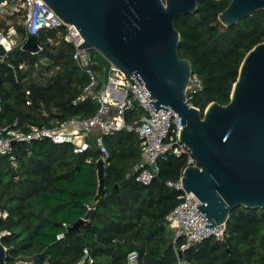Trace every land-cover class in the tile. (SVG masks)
<instances>
[{
    "label": "trees",
    "instance_id": "1",
    "mask_svg": "<svg viewBox=\"0 0 264 264\" xmlns=\"http://www.w3.org/2000/svg\"><path fill=\"white\" fill-rule=\"evenodd\" d=\"M228 4L229 0H199L195 15L176 21L180 57L189 61L192 73L203 85L191 100L201 111L213 102H229L245 55L264 42V10L225 28L218 15ZM56 33L39 32L40 53L32 55L18 47L8 57L15 65L28 66L18 73V83L6 65H0V128L15 119L27 130V126H50L53 121L86 118L96 112L94 101L72 104L88 78L73 60V48L61 42ZM95 53L91 51L92 57ZM3 54L0 47V57ZM93 60V69L100 81L104 80L107 61ZM27 73L36 76L27 80ZM25 90L30 91L29 106L25 105ZM133 116L130 114L127 121ZM104 144L109 154L105 189L90 209L97 190L95 163L100 158L92 140L90 148L80 154L73 153L70 144L42 140L31 144L28 155L27 145L21 143L13 147L15 167L7 157L1 159L0 211L7 216L0 219V232L8 233L2 238L8 264H126L127 255L134 251L140 256L139 264H178L165 217L178 205L180 193L166 184L178 180L186 157L161 158L156 179L142 185L133 178L140 158L138 137L120 132L105 136ZM81 218L88 223L68 231ZM226 230L223 242L207 239L185 250L181 261L264 264V208L234 209ZM59 234L64 237L57 240ZM84 250L92 263L83 261Z\"/></svg>",
    "mask_w": 264,
    "mask_h": 264
},
{
    "label": "water",
    "instance_id": "2",
    "mask_svg": "<svg viewBox=\"0 0 264 264\" xmlns=\"http://www.w3.org/2000/svg\"><path fill=\"white\" fill-rule=\"evenodd\" d=\"M42 1L64 24L76 28L83 39L78 48L95 50L128 78L144 84L155 112L170 109L181 119L179 142L195 161L184 168L181 185L200 202L195 209L207 221L205 228L226 225L236 208H264V42L245 55L229 102H213L201 111L186 97L192 69L180 57L176 29L177 19L197 13L199 0ZM263 10L264 0H231L218 22L230 28ZM21 50L40 53L38 36H29ZM95 169L97 190L89 208L105 189L101 158ZM87 223L78 219L68 231ZM0 264H8L1 237Z\"/></svg>",
    "mask_w": 264,
    "mask_h": 264
},
{
    "label": "built area",
    "instance_id": "3",
    "mask_svg": "<svg viewBox=\"0 0 264 264\" xmlns=\"http://www.w3.org/2000/svg\"><path fill=\"white\" fill-rule=\"evenodd\" d=\"M0 15H7L9 21L13 18L16 20V23L10 21L8 25L0 27V47L4 52L0 57V65H6L15 83L19 82L18 73L26 71L28 66L26 63L15 65L8 61V57L16 48H21L29 36H38L42 30H57V37L73 48V60L88 78V83L72 104L75 106L86 100L97 104L96 112L86 118L76 116L62 122L56 121L50 126H27V130L19 127V120L15 119L11 125L1 127L0 161L7 157L15 167L13 147L21 143L27 145L28 155L31 144L42 140H50L54 144H70L73 153L80 154L90 148L92 140L107 167L109 154L104 137L126 132L134 133L139 140L140 158L133 169L136 183L150 185L159 174L158 161L166 156H185L186 167L194 164L190 152L179 142L182 125L177 114L170 109L155 112L149 103L150 94L144 84L140 85L135 77L128 78L109 62L103 67L104 80L100 81L98 73L93 69L96 64L91 54L93 49L78 48L83 39L76 28L64 24L42 0H0ZM46 40L50 44L53 43L52 38ZM202 89L201 80L192 73L186 88V97L190 104L193 97ZM25 96L27 97L25 105H31L29 90H25ZM130 114L135 116L128 122L127 117ZM181 175L178 180L166 184L180 193L177 196L178 205L165 217L173 250L178 258L180 253L207 239L213 238L223 242L228 236L224 224L216 226L215 230L204 227L207 221L195 209L200 202L192 193L183 190ZM6 216V212L0 211V219ZM63 226L67 228L66 225ZM6 235H8L6 231L0 232L1 238ZM63 237L64 234H59L57 240ZM87 257L88 253L84 250L83 261L86 259L88 263H92ZM139 261L138 252L134 251L127 255L126 264H139ZM178 264H184L180 258Z\"/></svg>",
    "mask_w": 264,
    "mask_h": 264
},
{
    "label": "rangeland",
    "instance_id": "4",
    "mask_svg": "<svg viewBox=\"0 0 264 264\" xmlns=\"http://www.w3.org/2000/svg\"><path fill=\"white\" fill-rule=\"evenodd\" d=\"M8 16L7 15H0V27H3V26H6V25H8L9 23H10V21L11 22H14V23H16V20H14V18L12 19V20H10L9 21V19L7 18ZM94 59H98V58H100V60H103L104 58L100 55V54H98L97 52L94 54V57H93ZM105 60V59H104ZM29 73H27V75H26V78H27V80L28 79H34V77L36 76V74L35 73H31V75L29 74ZM25 80V79H24ZM54 122V121H53ZM53 122H51V124H53ZM55 123V122H54ZM27 264H29V263H27Z\"/></svg>",
    "mask_w": 264,
    "mask_h": 264
},
{
    "label": "flooded vegetation",
    "instance_id": "5",
    "mask_svg": "<svg viewBox=\"0 0 264 264\" xmlns=\"http://www.w3.org/2000/svg\"><path fill=\"white\" fill-rule=\"evenodd\" d=\"M231 0H229V3H230ZM229 5V4H228Z\"/></svg>",
    "mask_w": 264,
    "mask_h": 264
}]
</instances>
